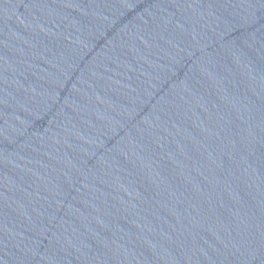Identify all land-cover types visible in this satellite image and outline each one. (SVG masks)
I'll return each mask as SVG.
<instances>
[{"label": "water", "instance_id": "obj_1", "mask_svg": "<svg viewBox=\"0 0 264 264\" xmlns=\"http://www.w3.org/2000/svg\"><path fill=\"white\" fill-rule=\"evenodd\" d=\"M0 264H264V0H0Z\"/></svg>", "mask_w": 264, "mask_h": 264}]
</instances>
